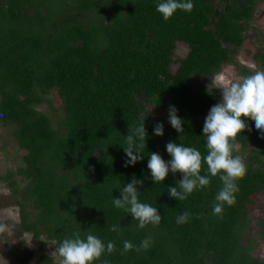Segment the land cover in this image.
Returning a JSON list of instances; mask_svg holds the SVG:
<instances>
[{
    "label": "trees",
    "instance_id": "trees-1",
    "mask_svg": "<svg viewBox=\"0 0 264 264\" xmlns=\"http://www.w3.org/2000/svg\"><path fill=\"white\" fill-rule=\"evenodd\" d=\"M262 1L192 0L191 12L177 10L165 21L156 10L160 0H0V121L13 127L23 151L22 165L1 179L20 198L23 231L55 248L74 233L96 236L105 249L113 242L115 250L93 264H264L252 253L264 242V217L254 227L250 218L254 197L264 194V135L254 121L247 119L232 142L246 174L235 181V203L219 215L213 207L223 184L203 159L200 175L210 183L179 201L168 187L182 174L154 183L147 168L152 152L171 159L169 142L207 155L205 118L221 100L199 82L234 61ZM178 44L188 49L183 58L175 56ZM255 59L264 68V37ZM252 73L242 69L243 77ZM43 104L58 113L56 121L39 109ZM171 106L183 133L169 123ZM142 119L144 159L125 167V136ZM154 122L163 124V136L154 135ZM250 147L257 150L244 151ZM133 177L143 181L139 202L162 216L159 225L139 229L113 205ZM185 212L188 221L178 224ZM147 237L149 248L136 251ZM125 240L134 247L121 254ZM32 256L25 251L17 263ZM34 264L59 263L43 253Z\"/></svg>",
    "mask_w": 264,
    "mask_h": 264
},
{
    "label": "clouds",
    "instance_id": "clouds-1",
    "mask_svg": "<svg viewBox=\"0 0 264 264\" xmlns=\"http://www.w3.org/2000/svg\"><path fill=\"white\" fill-rule=\"evenodd\" d=\"M193 7L192 0H160L156 10L167 21L177 10L191 12ZM224 79L223 76L216 78L222 99L211 107L203 126L207 155L202 157L201 152L195 148L169 142L166 144V151L171 159L166 162L159 154L152 152L148 156L147 164L154 183L164 182L169 172L182 174V179L176 186L168 187L170 198L179 201L186 199L197 187L202 188L210 183L206 176L200 175L203 159L211 176L219 174L223 184L216 196L217 203L213 207V213L216 215L222 213L225 203L229 206L235 203L234 193L238 191L235 181L246 174L243 158L239 155L233 156L232 142L238 134L248 128L247 119L254 121L257 132L264 135V71H255L252 75L228 84L223 82ZM168 120L178 133L184 132L182 127L184 121L178 117L174 106L170 107ZM163 134V124L158 123L154 128V135ZM125 140L127 146L123 147V150L127 159L124 166L128 167L144 159L142 150L147 141L145 119H142L134 129L129 128ZM137 185L143 187V181L133 177L131 182L120 190L121 198L113 199V205L130 213L133 220L138 221L139 229L145 228L148 224L159 225L162 216L156 207L139 202ZM189 216L187 212L179 215L177 223H186ZM6 230V225L0 224V233ZM110 230L118 232L119 228L113 225ZM150 243L151 238L147 237L135 250H147ZM133 247L130 241L125 240L121 254L132 250ZM114 250L113 242H108L105 249L104 243L96 236L87 234L86 239H82L79 233H74L73 238L64 239L52 255L60 258L59 264H93L105 251L110 254Z\"/></svg>",
    "mask_w": 264,
    "mask_h": 264
},
{
    "label": "rangeland",
    "instance_id": "rangeland-1",
    "mask_svg": "<svg viewBox=\"0 0 264 264\" xmlns=\"http://www.w3.org/2000/svg\"><path fill=\"white\" fill-rule=\"evenodd\" d=\"M264 34V1L260 2L255 10V15L250 22L248 30L244 34V42L240 49L234 54V61L223 65L218 73L212 79L200 80L199 84L205 88L215 91L219 99H222L221 89L218 88L216 78L223 76L224 83L228 84L243 78L242 69H248L254 74L255 71H264V68L258 65L255 55L262 45ZM187 47L184 44H178L175 50V56L183 58L187 54ZM53 105L59 108L61 101L53 94ZM39 109L46 112L57 120L58 113L49 110L45 104L41 105ZM13 127L4 125L0 121V224H4L7 230L0 233V264H18L17 258L25 251H31L33 256L28 260L27 264H34L37 256L47 254L59 263L60 258L52 255L55 251V246L51 242H42L43 238L36 239L30 233L24 232L20 226L17 200L20 198L12 195L6 183L1 179L2 175L10 170H16L22 165L21 156L23 151L19 149L16 140L12 134ZM264 144V136L260 143ZM258 147V146H257ZM238 148V145H236ZM257 150V148L250 147L244 150ZM243 151V152H244ZM264 157V152H263ZM20 186L25 185L24 181L19 182ZM264 217V194H258L254 197L253 207L250 218L252 220V227L254 223ZM256 236V230L252 232ZM257 258L264 259V242L261 240L256 242L252 251Z\"/></svg>",
    "mask_w": 264,
    "mask_h": 264
},
{
    "label": "water",
    "instance_id": "water-1",
    "mask_svg": "<svg viewBox=\"0 0 264 264\" xmlns=\"http://www.w3.org/2000/svg\"><path fill=\"white\" fill-rule=\"evenodd\" d=\"M154 125H156V122H154Z\"/></svg>",
    "mask_w": 264,
    "mask_h": 264
}]
</instances>
